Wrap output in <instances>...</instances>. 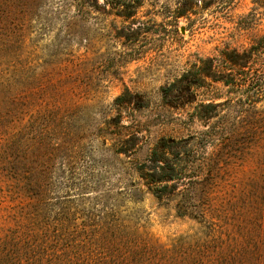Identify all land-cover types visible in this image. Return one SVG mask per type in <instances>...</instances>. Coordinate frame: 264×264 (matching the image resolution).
<instances>
[{"label":"rangeland","instance_id":"rangeland-1","mask_svg":"<svg viewBox=\"0 0 264 264\" xmlns=\"http://www.w3.org/2000/svg\"><path fill=\"white\" fill-rule=\"evenodd\" d=\"M92 5L0 0V20L28 31L22 57L34 63L37 74L36 81L10 94L21 89L32 94L36 115L46 107L58 109L55 127L67 128L75 146L65 159L66 173L53 175L52 198H78V191L64 189L72 179L92 186L82 191L85 198L105 196L110 205L122 204L128 211L123 218L137 223L144 239L129 242L128 250L122 251L120 242L113 247L129 264H264L259 207L264 143L258 145V130L244 137L249 140L244 145L202 149L200 159L206 162L195 195L191 184L187 196L167 190L157 198L137 174L149 166L161 140L190 148L207 130L195 107L217 93L226 97L228 88L205 78L206 87L194 95L174 89L198 82L194 66H209L201 59L224 64L226 54L258 49L264 0H96ZM253 66L258 70V59ZM192 98L194 104H184ZM175 152L167 151V160L175 159ZM2 201L0 217L10 206ZM179 203L195 217L183 216ZM200 212L207 215L204 221Z\"/></svg>","mask_w":264,"mask_h":264},{"label":"trees","instance_id":"trees-1","mask_svg":"<svg viewBox=\"0 0 264 264\" xmlns=\"http://www.w3.org/2000/svg\"><path fill=\"white\" fill-rule=\"evenodd\" d=\"M76 1L80 6H93L96 0ZM27 32L25 27L20 30L18 25L0 20V197L10 205L0 217V264H129L115 256L116 251L121 252L113 247L120 242L122 251L128 250L129 242L144 239L137 223L132 226L123 218L128 211H122V204L110 205L105 196L85 198L82 191L92 186L72 179L64 189L78 191L82 199L70 195L52 198L53 175L62 170L66 173L65 159L75 146L66 137L67 128L55 127L58 109L46 107L41 116L36 115L32 94L23 95L22 89L10 94L24 83L36 81V66L22 57ZM232 53L226 54L224 64L215 58L201 59L209 66H194L198 82H185L178 88L177 83L172 84L174 90L189 96L206 87L205 78L228 90L226 97L217 93L195 107L200 113L197 120L207 130L194 138L190 148L172 146L163 139L153 149L149 166L137 171L157 198L167 190L180 198L187 196L191 184L190 195L196 194L205 168L206 161L200 159L204 147L244 145L249 141L244 137L257 130L258 145L264 143V37L258 41V49ZM257 59L258 70L253 66ZM192 99L184 104H194ZM112 125L119 127L118 122ZM167 151H176L175 159L167 160ZM208 166L213 168L210 162ZM178 206L183 216L195 217L188 206ZM259 207L264 211V180ZM206 216L201 213V221Z\"/></svg>","mask_w":264,"mask_h":264}]
</instances>
